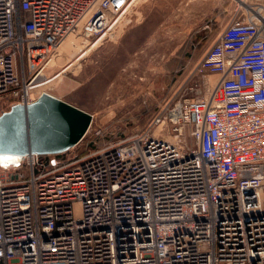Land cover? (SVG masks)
I'll use <instances>...</instances> for the list:
<instances>
[{
	"label": "built area",
	"instance_id": "obj_1",
	"mask_svg": "<svg viewBox=\"0 0 264 264\" xmlns=\"http://www.w3.org/2000/svg\"><path fill=\"white\" fill-rule=\"evenodd\" d=\"M129 4L0 0V115L67 70L45 73L71 35H99ZM245 6L194 67L215 79L151 122L177 141L149 129L0 162V264H264V0Z\"/></svg>",
	"mask_w": 264,
	"mask_h": 264
},
{
	"label": "rangeland",
	"instance_id": "obj_2",
	"mask_svg": "<svg viewBox=\"0 0 264 264\" xmlns=\"http://www.w3.org/2000/svg\"><path fill=\"white\" fill-rule=\"evenodd\" d=\"M244 3L254 0H130L126 12L109 15L99 35H71L69 53L53 54L45 73L52 78L67 70L40 88L93 116L67 155L85 156L149 129L177 141L151 122L179 99L195 96L191 87L204 91L215 79L196 76L194 67L226 24L243 18ZM181 139L191 143L190 130Z\"/></svg>",
	"mask_w": 264,
	"mask_h": 264
},
{
	"label": "water",
	"instance_id": "obj_3",
	"mask_svg": "<svg viewBox=\"0 0 264 264\" xmlns=\"http://www.w3.org/2000/svg\"><path fill=\"white\" fill-rule=\"evenodd\" d=\"M92 120L87 111L48 93L28 106L14 105L0 115V162L68 152L82 141Z\"/></svg>",
	"mask_w": 264,
	"mask_h": 264
},
{
	"label": "trees",
	"instance_id": "obj_4",
	"mask_svg": "<svg viewBox=\"0 0 264 264\" xmlns=\"http://www.w3.org/2000/svg\"><path fill=\"white\" fill-rule=\"evenodd\" d=\"M86 152V151H85ZM85 152H81L80 154H78V156H81L82 154H84ZM67 154L69 153V151L68 152H66Z\"/></svg>",
	"mask_w": 264,
	"mask_h": 264
},
{
	"label": "bare ground",
	"instance_id": "obj_5",
	"mask_svg": "<svg viewBox=\"0 0 264 264\" xmlns=\"http://www.w3.org/2000/svg\"><path fill=\"white\" fill-rule=\"evenodd\" d=\"M86 134H87V133H86ZM85 136H86V135H85ZM85 136H84V137H85ZM83 139H84V138H83ZM83 139H82V140H83Z\"/></svg>",
	"mask_w": 264,
	"mask_h": 264
}]
</instances>
